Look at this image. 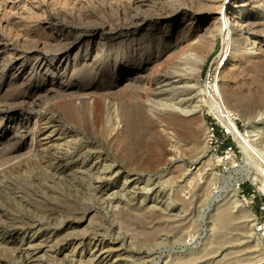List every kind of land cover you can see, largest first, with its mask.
Instances as JSON below:
<instances>
[{
    "label": "rangeland",
    "instance_id": "obj_1",
    "mask_svg": "<svg viewBox=\"0 0 264 264\" xmlns=\"http://www.w3.org/2000/svg\"><path fill=\"white\" fill-rule=\"evenodd\" d=\"M37 1L44 3L43 0ZM68 1L71 5L75 2ZM201 1L193 0V4L202 12L216 14L212 18L205 17L201 23L203 29L199 35L211 41L199 49L198 36L161 60L141 61L137 72L132 71V78L142 74L144 79L135 85L133 83L136 82L131 78L133 81L130 79L127 85L134 86L130 85L125 93L120 94L117 88H112L110 97H105L119 101L121 113L124 111L116 126L107 127L102 100L98 101L101 112L93 125L83 116L85 105L77 98L51 95L52 100L47 106L50 114L60 118L75 131L78 138L75 136L70 140L72 137L69 136L41 140L42 146L57 142L62 144V152L70 150L65 152L66 157L60 162V171L38 168L26 154L29 140L19 141L18 156H24L17 157L15 161L21 160L24 164L22 174L11 178L3 173L0 182V228L7 237H16L9 242L0 240V264H17L18 261L12 260L10 252L5 251L4 247L13 249L22 244L25 232L26 237L34 238L33 243L39 249L37 259L32 260L35 264H40L37 260L46 254L55 255L58 261L53 264H79L80 259L87 262L88 256L82 253V246L73 249V246L62 243L79 234L93 235L96 232L116 247L111 260L114 264H264V243L254 232L255 219H264V174L257 165L245 161L244 152L235 136L223 138L219 133L224 141L218 152H214L207 141V128L211 121L208 116L210 104L207 96L201 95L199 98L197 94L204 88L205 82L213 80L216 75L223 36L217 34L215 38H210L211 35L206 32L215 23L219 7H209ZM183 3L184 0H177L175 4ZM100 9L89 6L86 10L94 14L92 17L81 20L72 15L67 25L86 30L94 26L100 28L103 23L124 21L116 10L103 12ZM260 9L264 10L263 7ZM5 14L7 12H0L1 39H9L10 31L3 27L1 21L6 17ZM143 32L139 30L136 34L140 36ZM3 45L4 40H1L0 46ZM94 45L96 43L90 45L89 52ZM28 47L22 51L31 53ZM51 51L47 54L50 58L53 55ZM79 52L84 55L86 46L81 47ZM234 53L237 60L224 69L220 83L225 86L222 88L226 103L236 117L239 129L246 132L251 126L264 122V49L257 47V50H236ZM185 54L190 57L203 55L205 61L202 72L199 78L191 79L190 82L184 79L179 84L181 89L172 93L168 91V82L163 80L176 67V71L182 74L188 71V61L178 60ZM9 59L10 56H6L1 60L0 67ZM24 60L21 65L24 73H27L32 61ZM47 63L53 69L56 67L54 61ZM233 64L236 66L232 67ZM10 77V73L7 74L1 92L10 86ZM63 77L70 78L71 70ZM39 80L37 84L43 92L50 88L54 93L61 90V79L54 70L44 72ZM72 80L80 81V78L73 76ZM113 80L120 81V89L126 83L117 76ZM21 83L22 80H18L17 86ZM94 97L96 95L92 93L88 100ZM198 100L201 110L187 114L182 111L185 108L187 110V107L190 110ZM172 105L181 108L176 110ZM24 112H28L25 106L9 109L0 105V115L7 114L0 127V148L8 143L14 132L13 127L21 122ZM29 126L34 127V119ZM51 139H54L53 142ZM68 144L74 148H67ZM230 146L234 154L227 156L226 149ZM95 161L98 168L92 174H95V178H91L86 170ZM106 163L114 165L108 174L105 173ZM55 164L58 167L59 163ZM247 171L255 172L258 179L246 178ZM106 175L111 178L108 182ZM235 179H239L238 187L233 183ZM7 185L17 189L16 195L22 196L20 201H26L25 204L7 201L1 192V189L7 191ZM33 218L43 219L41 222L46 231L53 229L50 243L42 244L45 240L43 230L28 227L24 231L15 227L16 224L29 223ZM57 243L60 248L54 253L51 245Z\"/></svg>",
    "mask_w": 264,
    "mask_h": 264
},
{
    "label": "bare ground",
    "instance_id": "obj_2",
    "mask_svg": "<svg viewBox=\"0 0 264 264\" xmlns=\"http://www.w3.org/2000/svg\"><path fill=\"white\" fill-rule=\"evenodd\" d=\"M202 1L206 2L209 7H219V11L216 8L218 17H216L215 23L213 25L211 24L212 28L206 29V32L211 35L210 38H215L217 34H221L223 36V46L219 55L220 60L214 79L206 81L204 88L200 89V93L197 95L199 98L201 95L207 96L210 107L217 112L216 114L225 123L224 119H230V113L232 111L227 106V98L222 88L224 85L220 83V78H222L224 69L229 64H232L234 60H237L234 51L247 49L253 51L257 50V47L264 49V10L260 9L262 7L264 9V0ZM43 2L39 3L37 0H0V12H3V14L7 12L5 14L6 17H3L1 21L3 22V27L10 31L8 33L9 39L0 38V42L4 40V45L0 46V61H3L6 56H10V59L3 62L0 67V105L9 109H13L16 106H25L28 109V112H24L21 115V122L14 127L12 126L14 132L9 137L8 143L0 148V182H2L3 173L7 176L10 175L12 178L13 175L17 176V174L23 171L25 166L21 160L15 161L20 156H18V151H20L19 141L22 140H29V149L26 154L34 165L43 169L45 167L50 171H53V168L57 171L61 170L60 162L64 161V157L67 154L65 152H69L70 150H63L65 152H62V147H60L62 144L53 142V140L67 138L69 136L72 137L70 139L72 140L77 134L70 127L66 126L60 118H56L50 114L47 106L52 100V94L63 98H77L81 104L85 105L86 112L83 116L87 118L88 123H94L93 125H95L101 112L98 108V101L102 100L107 127H113L116 123L120 122L124 111L121 113L122 108L119 101L105 98L107 96L110 97L112 88H117L116 91L120 94L125 93L126 89L130 88L129 86L131 85H127V81L132 78V71L137 72V67L141 61L145 59L161 60L173 50L182 47L198 36L199 42L197 48L202 49L203 44L209 43L211 39L209 40V38L199 35L203 29L201 23L205 21V17L212 18L216 15L215 13L212 15L202 12L203 10L193 4V0H184L183 4H175L177 0H75L72 5L68 0H43ZM89 6L101 8L100 10H103V12L116 10L119 15H122L124 21L119 22V20H116L111 23H103L100 28L94 26V28L86 30L67 25L70 19L69 17L72 15H76L81 20L83 18H90V16L92 17L94 14L86 10ZM118 16L117 18H119ZM139 30H144L140 36L136 34ZM243 35H246L245 37L247 39ZM113 40L115 42H112ZM93 43H96V45L89 52L90 45ZM28 45L31 53L22 51ZM83 46H86V52L84 55H81L79 51ZM51 50H53V55L50 58L47 54ZM25 58L32 61L31 69L27 73H24L21 65L22 61H25ZM178 60L188 61L186 64L189 67L188 71H185L186 73L183 74L179 70L176 71L178 69L176 67L175 71L164 78L163 81L168 82V91L172 93L181 89L179 84L184 79H187L186 82H190L191 79L200 77L205 58L203 55L190 57L185 54ZM48 61H54L56 67L53 69L47 63ZM135 66L136 68H134ZM234 66L236 65L233 64L232 67ZM58 69L60 70L59 72L57 71ZM184 69L186 70V68ZM51 70H54L57 77L61 79V90L56 93H54L52 88L43 92L37 84L40 81V76L44 72ZM69 70H71V77L64 78L63 75ZM180 70L182 71L181 68ZM9 73L11 76L9 81L10 86L4 92H1L4 79ZM73 76L80 78V81L72 80ZM115 76L117 78L120 77L121 80H125L126 83L122 86L123 88H119L121 86L119 80L112 81ZM144 77L142 74L135 75L132 79L136 83L133 84L136 85ZM18 80H22L19 86H17ZM133 86L131 85V87ZM92 93L96 97L88 100L89 95ZM199 101L196 104L194 103L192 106L193 109L191 107L189 110L187 107V110H185L186 108L183 107L185 109H182V111H185L187 114V112L194 113L195 111L201 110L202 106L198 104ZM172 106L176 110L177 108L179 110L181 108L177 105V107L175 105ZM6 115H0V127L6 119ZM33 119L34 127H30L29 123ZM232 120L230 119L231 122ZM233 126L235 127L233 135L244 152L245 161L248 164L253 163L257 165L261 173L264 174V145H262L264 122L256 126H251L246 132H242L236 122H233ZM229 130L231 129L229 128ZM76 137L78 138V136ZM50 138H54L51 139L52 144H46L45 146L40 144L41 140ZM69 146L71 145L68 144L67 148ZM72 148L74 147L70 149ZM22 156L24 155L20 157ZM82 156L84 157V155ZM55 162L59 163L58 167H56ZM95 163L96 161L92 165L88 164L91 167L86 170L91 174V178L93 171L98 168ZM113 168L114 165H108L105 168V173L108 174ZM109 175H106L107 182L111 179H109ZM245 175L246 178L258 179V175L255 172L253 174L251 171H247ZM93 177L95 178V174ZM99 178L103 179L102 176ZM96 179L98 180L97 176ZM126 183L125 185H127ZM233 183L238 187L239 179H235ZM12 186L14 187V185ZM262 187L264 188V183ZM16 190L15 188H9L7 185V191L1 189V192L8 199L7 201L11 203L15 204V201L20 205L25 204L26 201L21 203L22 196L18 197ZM29 212L32 213L31 211ZM31 215L33 216L34 214ZM230 218H232L231 214ZM41 220L33 218L29 223H23L20 226L16 224L15 227L24 231L28 227L43 230L45 232L43 233L45 240L42 244L45 242L50 243L53 240V229L52 231H46ZM48 222L50 223L51 221ZM25 235L22 236V244L16 245L13 249H7L5 246L4 249L10 252L12 260L18 261L17 264H35L32 260L37 259L36 256L39 249L33 243L34 238L26 237ZM15 238V236L7 237L6 232L0 228V240L9 242ZM58 244L51 245L54 248V253L60 248ZM62 244L71 245L73 249L82 246L81 251L88 256V259L87 262L80 259L78 261L79 264H114V261L111 260L115 256L114 251L116 247L111 242H107L97 232L93 235L79 234L73 236L64 240ZM31 247H33V250H31ZM1 260L2 257L0 256ZM37 261H40V264H53L58 260L55 255L48 256L46 254Z\"/></svg>",
    "mask_w": 264,
    "mask_h": 264
},
{
    "label": "built area",
    "instance_id": "obj_3",
    "mask_svg": "<svg viewBox=\"0 0 264 264\" xmlns=\"http://www.w3.org/2000/svg\"><path fill=\"white\" fill-rule=\"evenodd\" d=\"M208 109H209L208 116L211 118V121L208 123L207 141H208L209 147L214 152L215 151L218 152L220 145L223 144V141H224V139L222 140L220 138L219 133L222 134L223 138H230V137L234 138L233 130L235 129V127L233 126V122H236L238 127L239 125L233 113H230V119H233L232 122L230 121V119H224L225 123H223V121L216 114L217 112L212 110V108L210 107H208ZM229 128L231 130H229ZM226 154L227 156L234 154L232 146L226 149ZM254 232L264 243V219L259 218V217L255 219Z\"/></svg>",
    "mask_w": 264,
    "mask_h": 264
}]
</instances>
